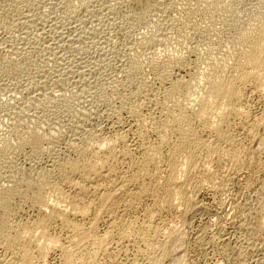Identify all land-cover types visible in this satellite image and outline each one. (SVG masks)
<instances>
[{
	"label": "bare ground",
	"instance_id": "obj_1",
	"mask_svg": "<svg viewBox=\"0 0 264 264\" xmlns=\"http://www.w3.org/2000/svg\"><path fill=\"white\" fill-rule=\"evenodd\" d=\"M179 1L181 2L182 0ZM240 1L241 0H185V5L176 2H172L170 5V3L168 2V5H170V10H167H169V12L171 11V14H167L172 15V12L179 14H177L178 16H176L174 15V13L172 16H176V18H173L171 16L173 19L171 17H169L168 19L167 15L165 17L169 20V23L167 21L166 22L169 24V26L171 25L170 27L176 34L175 36L183 39H195L194 37H197L196 41L193 40L194 43L197 42V44H194V46L188 45L186 47L187 50H185L184 46H186L187 42H189L188 39L186 41V45H184L185 41L184 43L182 42V44L184 45H182L184 47L183 50H185V52L188 51L189 53L191 52V54L193 52V54L195 53L197 55H195L196 58H194L191 62H188L189 59L186 60L183 58L182 54H184L185 52L181 54L182 56L177 54L176 50L178 49L176 48V46L179 43L174 46L173 49H168L169 47H166L167 44L165 43V35L153 34L152 32L149 33V35L142 37L143 39L140 40V43L135 42L137 43L136 45L139 44V47L134 45L135 47L149 49L150 51L146 50V52H149L147 56L148 58L142 54L143 57L147 58V62H145L146 64L144 68V61L142 60V62L139 58H142V56H140L141 52L137 53L139 54V57H137V54L135 55L136 57L134 55L128 57V75H126L127 78L126 76H123L124 78H126V81L123 79L124 85H131L132 83H136L135 90L133 92H129L131 93L129 96H127V92L126 94L124 93V96L126 97L120 98L122 100L125 99L123 100L124 103L121 102L123 104L122 109L127 110V112L130 114L128 115L133 117V120H135V123L132 122V124H135L134 131L136 130V132L134 133V135H136V138L134 139L135 142L131 141L133 142L132 144L129 145L127 143V140H125L126 136L123 135L124 132L122 131L123 133H121V135L119 130V134L117 133V135V131L115 132L114 130V137H110L108 139L105 137L101 138V136L103 135L94 133V130V132H91L90 130L89 132H85L83 134L81 133L82 136L79 143L76 144V141L74 140V142L72 140V144H74L72 145L71 142H69L71 144L69 145L73 148L72 150L76 151L77 157L75 155L76 158L73 159L59 160L57 161L56 165L53 163L52 167H54L55 165L54 168L56 169L54 170V173L52 167H49L50 169L48 167H42L40 170L37 168L38 171H29L25 170L26 168H22V165L20 167V164L18 166L17 163V165H13L12 163H10V153L13 147H16V151L17 148L18 150H22V148L24 147H29V153L31 152L30 157L32 156L33 158L39 155L41 156L43 153L47 152L46 150L54 145L51 139V137L53 138V136L50 135V128V131H47L49 133L47 134V136L39 134V132L36 133L34 131H29L27 130L28 128H24L26 131H24L23 129L21 130L15 128V130H13L12 138L4 140V142L1 141L0 163L3 164L2 160L4 162V159H8L7 157L9 156L10 159L7 162L8 164L10 163L11 166L7 167L13 169H8L11 175L7 174L9 175L8 178L4 179V181H7L5 182L6 184H2V187L0 188V247L3 249L2 253L0 252V264H44V260H46L45 258L48 253L53 249L56 250V248L61 251L63 256L62 258L65 264H89V258H86V260L82 257V253L84 252L83 250L87 248L86 246H91L92 251L89 254L91 257H94L100 250L102 251L103 249H105L108 243V239L110 240V238L113 237L112 234H115V232L120 238H125L131 235L136 240H138V242L140 241L143 244V249H141V247L139 246H136V248L139 247L141 251L146 254L151 255L155 250H159V253L161 251L160 255L163 256V259H166L168 256H174L175 253L179 251L178 249L182 247L180 245H183V243H181V241L183 240L180 236L182 234L178 230L179 228H175V226L177 225L174 224L175 226H172L171 223H169L170 226L168 225L164 230L162 229L161 231L163 235L161 236H165L166 240L162 241V239L160 238V241L157 238L159 237L158 234H160V229L154 227L156 229L152 230L151 228L150 231L147 229V226L149 225L145 227L138 226L136 224V220L135 222L134 220L131 222H127L123 220V216L125 212H128L130 210L133 211V209L138 206L141 207L140 204H142L144 200L147 202L148 200L146 199H149L153 203V207H156L157 209L153 211L152 209H149L150 207L146 208L145 213L148 217H151V220H153L152 216L156 211H164V213L167 211L172 214L173 211L175 212V210L181 208L182 214L180 217H178L180 219H176L179 220L182 225H186L187 219L185 218V214H189V212L195 209V194L201 191L203 188H207V186L208 188H217L218 184L222 185L224 179L229 177L225 176L226 178L223 179V173L221 172V174L220 169L218 168L220 164L219 162L225 160L224 162L226 164L227 161V163L230 164L229 168H231V170L233 169L232 166L237 167L238 165H241L243 163L241 158V153L243 151L240 150L242 149V146L241 148L239 147V138L236 139L231 130L236 124L238 126H243V128L244 126H246V124L244 125V122L245 119L248 118V115L250 113L248 114L249 108L247 109L246 107L249 106L247 104L249 101L245 103V98L252 94H258L264 98V0H259L253 7L247 8L245 12L244 9H242L241 13L239 10V5H241L242 2L241 4H239ZM242 1L244 2V0ZM181 3H183V1ZM148 5L147 7H150L152 4L150 6ZM242 5L241 8L243 7ZM152 8L150 7V9ZM73 11H75V9ZM156 12L154 13L157 16L159 13L157 14ZM239 13L243 15H239ZM136 16L142 19L145 14ZM171 28H168V30ZM178 37L174 38L178 39ZM172 45H174V43ZM133 47H131L132 51L134 49ZM179 47H181V44ZM145 49L141 50L143 51ZM183 50H181V52ZM186 57H188V54ZM189 63H192V65L187 66V64ZM146 68L148 74L150 75L149 77H151V80L153 81V84L154 82H156L158 83V85H160V87H155L156 89H153V86L149 85V83L152 84L151 81H148V83L136 79L138 75L142 78V75H140V73L143 69L146 70ZM181 69H186V75L176 76L177 74L175 73V70ZM114 88L116 89V87ZM114 88L113 91L115 90ZM126 89L127 88H125L124 90ZM63 95H65V93ZM113 95L112 98H114ZM120 95H122V93ZM120 95H118L117 93L116 99H118V96ZM49 100V102L53 103L52 105H54L55 107L61 106L63 110L64 108L66 109V112L73 111L71 110V108L74 106L70 105V103L72 102L71 100H73L72 97L61 95V97L58 99L55 97L54 99ZM100 100L102 101V99ZM110 100L109 102L107 100L106 101L110 103ZM146 100H148L150 104L152 103L153 107L151 108L153 110H150V104L148 105V103H145L146 106L150 108V111L147 109L149 111V114L143 115L144 113L142 112V109L145 108L143 103ZM45 104L48 103L46 102ZM48 106L46 108H48ZM87 112H89V109ZM16 113L17 112H15L14 110V114ZM85 114V111L81 110V112H79V115ZM261 120H263V118H261ZM251 121H249V124ZM261 124L262 123L257 120L253 125H250H252V134L258 137L256 145L257 149L259 151H262L264 154V132L258 131L261 127ZM83 128L82 125H76V131H74L76 133L77 130H79L78 132H81L80 130ZM251 130L246 132H249L250 134ZM51 134L54 135L55 133ZM4 138H6V135ZM12 139L14 142H12ZM73 153L75 154V152ZM13 154L14 152L12 153V155ZM51 154L48 155L51 156ZM242 154L244 155L245 153ZM120 156H125L127 159L125 163V171H121L119 169V163H121V161L119 162ZM27 157H29V155ZM51 160H53V158H51ZM216 160L219 162H215L216 165H214L213 163ZM35 161H37V159ZM7 162L5 161L4 163L6 164ZM229 164L226 165L227 168ZM242 166L241 168H237H239L240 170L243 168ZM226 167L224 168L226 169ZM237 168H234L235 173ZM0 169H2V167ZM33 169H35V167ZM223 172L225 173V171ZM231 172H233V170ZM54 174H57L58 177L56 178H58V181L55 180L56 178H54ZM227 174L228 173H226V175ZM262 183L264 184V181ZM62 184L71 187L74 190V194L70 193V189H68L69 192L66 193V190L63 189L65 187H62L64 186ZM3 185L5 186L3 187ZM261 189H263L262 186L260 188V191H264V189ZM209 190H211V188ZM262 197L264 198V196ZM17 198H19L20 201L23 200L21 201V203H29L37 209L39 215L34 221H32L33 219L31 218V221L26 222L25 220V222L23 221L24 223L21 220H19V222L16 221L19 218L15 220L16 212H18L16 204L19 202L17 201L15 204L14 200H17ZM258 201H261V203L263 202L262 199ZM258 201L256 206L259 203ZM261 205H264V202ZM243 206L244 205H242L241 207ZM262 207L263 206H261L260 208L262 209ZM142 208L141 212L144 211ZM253 210H251V214ZM37 212L35 213L37 214ZM130 214H128V216L130 217L132 216V214H134V216L136 215L135 213H132L131 215ZM254 216L257 215L254 214ZM78 217L83 221H77ZM242 217H245V215ZM252 218L251 221L253 220L254 222H250L251 225H249V232L247 231V236L249 235V239H252L256 236L258 238V235L261 233L262 229H264L262 228L264 222V214L260 213L259 217H256L255 220ZM125 219H127V217ZM102 220L108 222L109 228L107 227L108 231L107 229H105V234L102 233L104 234L103 236L102 234L100 236L99 233V236H97L95 229H98L96 228L98 227L97 224ZM128 220L130 219L128 218ZM20 221L22 223H20ZM54 221H59L61 226L73 233V237L72 239H70L69 244H65L67 242H60V240L56 238V236H52V234L48 232L49 229L52 228V226L50 228V225L52 223V225H54ZM168 222L169 221H167V223ZM174 222L176 223V221ZM182 227L183 226H181V228ZM200 229L203 230V228ZM202 233L204 234V232ZM183 236L185 235L183 234ZM199 237L203 238L201 237V235ZM253 248H255V246ZM85 251H87V249ZM137 251L138 250L136 249V252ZM102 252H104V250ZM239 252L241 253V251ZM89 254H87V256ZM183 256L184 255H182V253H177L175 258L173 257V264H184L185 257ZM158 258L159 257L157 256L152 257L150 264H160V260ZM261 258L262 257H260V259ZM160 259H162V257H160ZM94 260H96L95 257ZM259 262L260 261H258V263Z\"/></svg>",
	"mask_w": 264,
	"mask_h": 264
},
{
	"label": "rangeland",
	"instance_id": "obj_2",
	"mask_svg": "<svg viewBox=\"0 0 264 264\" xmlns=\"http://www.w3.org/2000/svg\"><path fill=\"white\" fill-rule=\"evenodd\" d=\"M182 1L183 3H181ZM182 1L180 2L179 0H172V1L171 0H51V1L50 0H0V21H1L0 23V134H1L0 143L4 142V140H8L12 138L13 130H15V128L21 129V130L23 129L24 131H26L25 129L28 128L27 130L29 131H34L36 133L39 132V134H42L45 136H47V134H49L48 132L51 130L50 135L53 136V138L51 137V139L54 143V145H52L51 148L46 150L47 152L41 155L42 157L39 155V156H36L37 158L36 157L33 158L32 156L30 157L31 152L29 153L30 151L29 147H24L22 148V150H18L17 148V151L15 149L16 147H13L15 151L13 149L12 151L14 152L15 155L14 154L12 155L13 152L11 151L10 153L11 159L8 156L7 157L8 159H4V162L9 161L10 159L11 161L10 163H12L13 165L17 163L19 166L20 164V167L22 165V168L24 169L26 168L25 170H29V171L31 170L38 171V169L40 170L42 167L51 168L53 166V163L56 165L57 161L59 160L76 158L77 157L76 151L75 150L73 151L72 146H70L72 144V140L73 141L75 140L76 144L79 143L81 140L80 138L82 134L85 132H89L90 130L91 132L95 131L94 133H97L98 135H103L101 136V138L105 137L107 139L110 137H114L116 131H117L116 135L117 133L119 134V132L120 134L124 132L123 135L127 137V138L125 137V140H127V143L129 145L135 142L134 139L136 138V135H134V133L136 132V130L134 131L135 124H132V122L135 123V120H133V117L129 116L130 114L127 112V110L122 109L123 108L122 103H124L123 100L125 99L123 100L120 99L121 97H126L124 96V93L126 94L128 92L127 96H129L131 94L129 92L131 91L133 92L136 87V83H132L131 85L123 84L124 80L126 81V78H127L126 75H128V71H127L128 69L127 61H129L128 57H131L132 55L135 56L137 53L141 52L140 56H142V58L139 57V54H137V57H139L141 61L142 60L144 61V62L142 61L144 64L143 68L145 67V64H146L145 62H147V58H148L147 56L149 53L148 51L150 50L145 49V48H138L139 44L138 45L136 44L138 42L139 43L141 42L140 40L143 39L142 37H145L146 35H149V33H152V32L153 34L166 36L165 43L167 45L166 44L165 45L166 47H169L168 49H173V47L176 46L178 43L179 44L177 46L179 47L181 44L182 48L181 47L178 48L176 46V48L180 51L179 52L178 50H176L178 55H181L182 53H184L185 50H187L186 47L188 45L194 46V44H197V42L194 43L193 41V40L196 41L197 37H194L195 39L187 38L189 41L187 42V45H186V41H187L186 38L185 40L177 36L179 40L175 39L177 38L175 36L176 34L173 32L172 28L170 27L171 25L169 26L168 24L169 17H171L175 13V12H172L173 14L169 15L171 14V11L169 12L170 10L169 6L171 5L172 2L185 5L186 4L184 2L185 0H182ZM258 1L259 0L257 1L256 0H244L243 2L241 0L239 4H241V2L242 4L243 3L244 4L243 5L241 4L243 6L242 8H241V5H239L240 13L242 9H244V12H245L247 8L253 7ZM168 2L170 3V5H168ZM250 4L251 5L253 4V5L251 6ZM147 5L148 6L151 5L150 6L151 8L154 5L153 6L154 9L153 8L150 9V7H147ZM74 9L75 11H73ZM155 10L156 11L158 10V11L156 12ZM154 12H156L157 14L159 13L157 15L159 18L155 15ZM150 13H152L153 16ZM240 13L239 15H243ZM140 14H145V16H143L145 20L143 18L141 19L140 17L138 18L136 16V15L140 16ZM177 14L178 13H175L174 15L178 16L179 14L178 15ZM166 15L168 19L165 18ZM176 16H172V17L176 18ZM152 25L155 27H153ZM168 28H171V29L168 30ZM189 39L190 40L192 39V40L190 41ZM171 42L172 44L174 43V45H172ZM182 42L186 46H184ZM134 45L138 47H135ZM182 45L185 47V50H183L184 47ZM131 47L134 48L133 51L131 50ZM141 49H145V50L142 51ZM146 50L148 51L146 52ZM181 50L183 51L181 52ZM142 54L146 56L147 58L143 57ZM187 54H188V57H186ZM182 55L184 59L186 60L189 59L188 62L193 61V59L196 58L197 56L195 53L193 54L192 52L191 54V52L189 53L188 51H186ZM189 65H192V63L187 64V66ZM143 70L141 72L143 74L140 73L143 79L139 75H138L139 77L137 76L136 79H139L145 82L151 81L152 84L149 82L148 83L149 85L153 86V89L160 87V85H158V83L156 82H154L153 84L151 77H149L150 75L148 74L147 68L146 70L145 69ZM175 73L177 74V75L175 74L176 76H180V75L185 76L187 72H186V69H181V70H175ZM123 76H126V78H124ZM144 78L147 80H145ZM121 79L122 80L124 79V80L122 81ZM117 83L118 85L120 84L121 85L118 86ZM114 87H116V89ZM117 87L121 91H119ZM82 88H83V91H82ZM113 88L115 89L114 91H113ZM125 88L127 89L129 88L130 90L129 89L124 90ZM64 93L65 95H63ZM117 93L118 95L122 93V95L118 96L119 100L116 99ZM61 95L66 96V97L67 96L72 97L73 100L71 101L72 102L74 101V102L73 103L71 102L70 105L74 106L71 108V110L73 111L66 112L65 108L63 110L61 106L55 107L54 105H52L53 103L49 102L50 101L49 99H54L55 97L58 99L61 97ZM112 95L114 96V98H112ZM102 96H104L105 98ZM248 97L245 98L246 99L245 103L249 101L247 103L249 106H246V107L247 109L249 108L248 114L249 113L250 114L248 115V118L245 119V122H244V125L246 124L247 128L246 126H244L243 128V126H238L237 124L236 125L234 124L235 125L233 127L234 129L232 128L231 130L234 137H236V139L239 138L238 139L239 147L241 148L242 146V149L240 150L243 151L241 152L245 153L244 155L241 153L242 155L241 158H242L243 163L241 165H238L237 167L241 168L242 165H245V166H242L243 168L240 169L241 171L239 170V168L232 166L233 172H231L232 170L231 168H229L230 164L227 163V161H226V164L224 162L225 160L221 162L217 160L214 161L213 163L214 165H216L215 162L217 163L219 162L221 164V165L219 164L218 166V168L220 169V173L221 172L223 173V174L221 173L223 179L229 176L226 178L228 180L224 179L222 185L218 184L217 188L210 187L211 190H209L210 188H208L207 186V188L205 187L206 189L203 188L201 191L195 194V204H194L195 207L194 208L196 210L193 209L191 212H189V214L188 213L185 214L187 216V217L185 216V218L187 219L186 225H182V223H180L179 220H177V219H180L178 217H180L182 214L181 208L177 209L178 211L177 210H175V212L173 211L172 214L167 211L165 213L164 211H156L157 213L154 212L153 214L154 215L157 214V215L156 216L153 215L152 216L153 220H151V217H148L145 213L146 208L150 207L149 209H152L153 211L157 209L156 207H153V203L149 199H146L148 200L147 201L148 203L145 200H144L145 202L143 201L145 205L142 202V204H140L141 207L138 206L135 209H133L134 212L130 210L132 213L136 214L135 216L137 219L135 218L134 214H132L130 211L125 212L123 216L124 217L123 220L127 222L129 221L131 222L133 220L135 222L136 220L137 222L136 224L138 226L145 227L149 225L147 226V229L150 231H151V228L152 230L156 228L160 229L159 230L160 234H158L159 237H157L160 241L161 239L162 241L166 240L165 236L163 237L161 236L163 235L161 231L162 229L164 230L165 227L169 225V223H171L172 226L177 225L178 227L175 226V228L176 229L179 228L178 230L182 234L180 235L183 240L181 241V243H183L184 246L183 245H180V246H182L183 248L181 247L180 249H178L179 251L177 250L178 252H176L174 256L172 255L168 257L165 256L167 258L163 259V256L160 255L161 251L159 253V250L157 251L155 250L151 255L146 254L143 251H141V249H143V246H142L143 244L140 241L139 243L138 240H136L131 235L125 238H120L115 232V234L113 233L115 236L112 234L113 237H111L113 239L111 238L110 240L108 239V243H107L108 246L106 245L105 249H103L104 252H102L103 250L102 251L100 250L94 256L96 260H94V257L90 256L89 253H91L92 250H91V246H88V245L86 246L87 248L83 250L84 252L82 253L83 254L82 257L85 259L89 258L88 262H90L91 264H103L105 262H108L105 264H147V263L150 264L152 257L157 256L159 257L158 259L160 260V264H164V263L173 264V259L175 258L176 254L182 253V255H184L183 257H185L184 264H257L258 261H260L258 264L260 263L264 264V232H263L264 229H262L261 231L262 234L260 233L261 235L259 234L258 238L256 236L252 239H249V235L247 236L249 232V227H250L249 225H251L250 222L251 223L254 222L253 220L251 221V218L253 217L252 219L255 220L256 217H259L260 213L264 214V205H261L264 202L263 200L264 198L262 197L264 196L263 195L264 191H260L261 186L264 189V186H263L264 184L262 183L264 181V154L262 151H259L257 149L256 145H257L258 137L252 134V130H251V126L257 120H259V122H261L262 124L264 123L263 121L264 120V100H262L264 98L258 94H252ZM99 98L102 99L103 102ZM104 99H106L108 102L110 99L112 101L110 100V103H108ZM147 101L148 100H146L143 103V105L145 106V108L143 106L145 110L142 109V112L144 113V114L142 113L143 115H148L149 111L153 110L151 108L153 107L152 103L150 104L149 101L148 102ZM46 102L49 104L50 107L48 106V104H45ZM145 103H148V105L150 104L149 107L151 109L148 106H146ZM47 106L48 108H46ZM7 109L11 111H8ZM88 109H89V112H87ZM147 109L148 110L150 109V110L148 111ZM14 110L15 112H17L16 114H14ZM81 110L85 111L86 114L79 115V112H81ZM73 113L77 115H74ZM71 114L74 116H72ZM261 118H263V120H261ZM249 121H251L250 124L252 125L249 124ZM75 123L76 125H82V128L84 126V128L80 130L81 132H78L79 130H77V133L75 132L76 131ZM262 124H261L260 129L258 130L259 132H264V124L263 126ZM126 128L130 130L128 131ZM237 128L238 130L239 129L240 130L238 131ZM114 130L115 132L113 135ZM250 130H251L250 134L249 132H246ZM51 133L53 134L55 133L54 135L56 136L52 135ZM235 133L237 136L235 135ZM5 135L7 139L4 138ZM12 142H14L13 139H12ZM69 142H71V144ZM245 147L247 148V152H246ZM72 151L75 152V154ZM48 154H51V156ZM28 155L29 157H27ZM58 155H59V158H58ZM124 157L125 156H120V160H119V162L121 161V163H119L120 165L119 169L121 171L126 170L125 163L127 159L126 157L125 158ZM51 158H53V160H51ZM55 158H57L58 160ZM34 159L35 160L37 159V161H35ZM4 162L2 160L3 164H5ZM3 164L0 163V165H2L0 166V168L2 167V169H0V188L2 187L1 186L2 184H6L5 182H7V181H4V179H7L8 176L11 175L8 169L10 170L13 169V168L7 167V166H11V164L9 165L8 162L5 165ZM31 164L33 165V167ZM227 164H229L228 168L226 167ZM34 167L35 169H33ZM54 167H52L53 172L54 170H56ZM224 167H226V169ZM234 168H237L238 170V171L236 170V173H235ZM223 171H225V173ZM226 173L228 174L226 175ZM54 176H53L54 178L58 177L57 174H54ZM55 180L58 181V178H56ZM62 185H64L62 187H65L63 189L66 190L65 191L66 193L70 191L71 194L72 193L74 194L73 192L74 190L71 187L65 184H62ZM4 186L5 185H3V187ZM68 189L70 190L68 191ZM260 193H263V194H260ZM259 194L261 195L262 198L260 197ZM257 199L258 200L262 199L263 202L261 203V201L259 202ZM17 201L19 203L16 204ZM21 201L19 198H17V200H14L15 204L17 205L16 208L18 210V212H16V215H15V220L19 218L16 221L19 222V220H21L22 222L23 221L25 222L26 220V222H29L31 221V219H33L32 221H34L39 215L38 214L39 212H37V209L33 207L31 204L25 203V202L21 203ZM257 201L260 204L258 203V205L256 206ZM242 205L244 206L241 207ZM260 205L263 206L262 209L260 208L261 207ZM19 207L21 210L19 209ZM141 208L144 211L141 212ZM136 209H138L139 211ZM238 210H239L240 215L238 214ZM251 210L254 211V212L252 211V214H251ZM35 212H37V214ZM130 213L132 214L133 218L132 216L131 217L128 216V214ZM141 213L144 215H142ZM253 213L256 214L257 216H254ZM244 215L245 217H242ZM164 216H167V217H164ZM126 217L127 219H125ZM128 218L130 220H128ZM140 219L144 221H141ZM78 220H82V219L78 217L77 221ZM21 221L20 223H22ZM167 221L169 222L167 223ZM174 221H176V223ZM58 222L59 221H54V225H52L53 223L50 225V228L51 226L52 228L49 229L48 232L52 234V236H56V238H58L60 242L62 243L67 242L65 244H69L70 239H72L73 237V233L70 230H67L66 228L61 226L60 222L59 223ZM138 223L139 224L142 223V224L139 225ZM97 225L98 227L96 228L98 229H95L97 236L99 235L101 236L102 233L105 234V231H106L105 229H107L108 231L109 226H108L107 221H103V220L99 221ZM59 226L61 227V229ZM181 226H183L182 227L183 229L181 228ZM200 228H203V230ZM262 228H264V222H263ZM199 230H202V231H199ZM202 232H204V234ZM104 234H102V236ZM183 234L185 236H183ZM200 235L201 237H203L204 235L205 236L203 238H200L199 237ZM118 239L120 242L118 241ZM114 240H116L117 242ZM253 245L255 246V248H253L254 247ZM136 246L141 247V249L139 247L136 248ZM86 249L88 252L85 251ZM136 249L138 250L137 252H136ZM2 250L3 249L0 247L1 253H2ZM238 250L241 251V253ZM85 253H86V257H85ZM87 254L89 255L87 256ZM48 255L45 258L46 260H44L45 261L44 264H65L62 258L63 257L62 253L57 248L56 250L55 249L51 250L48 253ZM160 257H162V259H160ZM260 257L262 258L260 259Z\"/></svg>",
	"mask_w": 264,
	"mask_h": 264
}]
</instances>
